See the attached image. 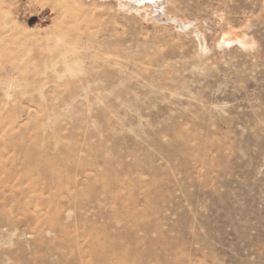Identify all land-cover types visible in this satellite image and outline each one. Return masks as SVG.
<instances>
[{
	"label": "rangeland",
	"instance_id": "obj_1",
	"mask_svg": "<svg viewBox=\"0 0 264 264\" xmlns=\"http://www.w3.org/2000/svg\"><path fill=\"white\" fill-rule=\"evenodd\" d=\"M0 264H264V0H0Z\"/></svg>",
	"mask_w": 264,
	"mask_h": 264
},
{
	"label": "bare ground",
	"instance_id": "obj_2",
	"mask_svg": "<svg viewBox=\"0 0 264 264\" xmlns=\"http://www.w3.org/2000/svg\"><path fill=\"white\" fill-rule=\"evenodd\" d=\"M126 2V4H130V5H135V4H138V3H141V2H144V0H123Z\"/></svg>",
	"mask_w": 264,
	"mask_h": 264
}]
</instances>
